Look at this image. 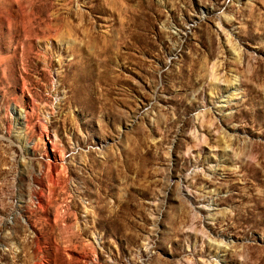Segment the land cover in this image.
Instances as JSON below:
<instances>
[{"label": "rangeland", "instance_id": "obj_1", "mask_svg": "<svg viewBox=\"0 0 264 264\" xmlns=\"http://www.w3.org/2000/svg\"><path fill=\"white\" fill-rule=\"evenodd\" d=\"M0 264H264V0H0Z\"/></svg>", "mask_w": 264, "mask_h": 264}, {"label": "bare ground", "instance_id": "obj_2", "mask_svg": "<svg viewBox=\"0 0 264 264\" xmlns=\"http://www.w3.org/2000/svg\"><path fill=\"white\" fill-rule=\"evenodd\" d=\"M235 85V84H234ZM233 84H231V85H228V89L231 87V86H234Z\"/></svg>", "mask_w": 264, "mask_h": 264}]
</instances>
